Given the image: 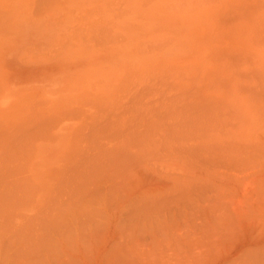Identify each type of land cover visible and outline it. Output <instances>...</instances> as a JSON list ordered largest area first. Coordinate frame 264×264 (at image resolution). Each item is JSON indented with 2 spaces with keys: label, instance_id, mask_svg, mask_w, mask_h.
I'll return each mask as SVG.
<instances>
[{
  "label": "bare ground",
  "instance_id": "1",
  "mask_svg": "<svg viewBox=\"0 0 264 264\" xmlns=\"http://www.w3.org/2000/svg\"><path fill=\"white\" fill-rule=\"evenodd\" d=\"M25 1L0 0V51L49 58L0 80V264H264V0H93L47 38L64 0Z\"/></svg>",
  "mask_w": 264,
  "mask_h": 264
},
{
  "label": "rangeland",
  "instance_id": "2",
  "mask_svg": "<svg viewBox=\"0 0 264 264\" xmlns=\"http://www.w3.org/2000/svg\"><path fill=\"white\" fill-rule=\"evenodd\" d=\"M123 1H126V0H123ZM92 2H93V0H73L72 2H70V0H64L62 3H60V5L58 4V5H55V7L54 8H58L59 10L58 11H56L57 13H56V15H54V16H48V19L49 20H51V22L52 23H54L55 25H56V27L55 26H51L50 25V27H48L47 28V30L46 31H44V34H43V36L42 37H44V38H47V35L49 34V35H52V34H56V36H73L74 35V33H75V31L77 30V29H74L73 28V26L72 25H76V26H79V25H81V23L82 22H84V20L83 19H88L89 17H90V14H88L89 13V11H87V10H89L92 6H94V5H99V4H92ZM97 3H100L98 0L96 1ZM9 3L10 2H6V4L5 5H3L2 3H0V6L1 7H6V8H9V7H13V5H14V3H12L11 2V6H8L9 5ZM18 3V2H17ZM31 3H29V4H27V6H26V4H24V5H22V4H19L20 6H25V12L26 13H23V14H19L18 13V11H16V10H14V8H12V11L14 12V13H16V15L18 16V18L19 17H22V18H24L25 20L27 19L28 20V16H32L31 18H35L37 15H36V13H35V11L36 10H34L33 12H29L26 8L27 7H34L35 8V6L34 5H30ZM17 5V4H16ZM15 5V6H16ZM135 5L137 6V5H139V3L138 2H136L135 3ZM64 7V8H63ZM128 7V6H127ZM56 8V9H57ZM115 8H118V5H116L115 6ZM86 9V10H85ZM69 11V12H68ZM85 11H87V13L85 12ZM37 12V11H36ZM37 14H38V12H37ZM117 14V13H116ZM36 15V16H35ZM24 16V17H23ZM28 17V18H27ZM31 18H29V20H31ZM58 19V20H57ZM26 20V22H28V23H30L29 22V20L27 21ZM159 21V20H158ZM156 23H159V24H157V25H161V21H159V22H156ZM71 24V25H70ZM158 27H160V26H158ZM157 27V28H158ZM75 30V31H74ZM16 31V30H15ZM46 33H48V34H46ZM80 31L79 32H77V34H78V36H80ZM122 36V35H121ZM120 35L117 37L116 36V38H115V41L117 40L118 41V39H120V40H122V38L123 37H121ZM74 37H76V38H78L77 37V35L76 36H74ZM80 38V37H79ZM119 40V41H120ZM116 41V42H117ZM84 44V43H83ZM22 46H24V45H22ZM79 46V49L80 50H74V49H72V48H70L69 50H66V52H64V53H61L59 56L57 55V57L55 56L54 57V60L56 61V62H59L60 64H62V63H64L66 66H72L73 64H84V63H86L88 60H93V58L91 57V53L89 54V55H86V51H90V49H91V45L90 44H86V45H84V46H81L80 44L78 45ZM88 46V47H87ZM27 49H28V46H27ZM55 49V48H54ZM83 49V50H82ZM26 51V50H25ZM33 51V50H32ZM59 50L57 49V50H55V52H58ZM60 52H62V51H60ZM59 52V53H60ZM35 54V55H34ZM47 54V52H45V50H44V52H43V50L42 49H38V50H34L33 52H30L29 50L28 51H26V55H24V61H26V62H34V61H41V62H44L46 59H48L49 58V55H46ZM54 54V53H53ZM31 56V57H30ZM102 56H104V54L102 55ZM102 56H100V57H98V54H96V55H93V57H95V58H101ZM44 58V59H43ZM164 66H166V65H164ZM77 74V73H76ZM79 74V73H78ZM0 80H2V81H5L6 80V78H5V75H1L0 76ZM135 82L138 84V80L136 81V79H127V81H124L118 88H119V91L121 90V89H123V88H126V89H132L131 88V85L133 86V88L134 87H136V88H138V86H139V84L138 85H136L135 86ZM148 85V84H147ZM125 86H128L129 88H127V87H125ZM143 87L145 88V86L143 85ZM142 87V88H143ZM141 88V89H142ZM148 88V87H147ZM140 89V88H139ZM136 91H138V89H135ZM143 90V89H142ZM119 91H117L115 94H113L111 97H109V99L111 100V101H113V103H111V102H108L107 104H108V108L110 109H112V107H113V109L115 110L116 108L114 107V104L116 103V101H117V98H118V93H119ZM134 90H132V91H130V93L131 92H133ZM135 92V91H134ZM140 93V92H139ZM139 93H137V94H139ZM24 94H27V95H31V92H28V91H25L24 92ZM43 95H45L47 98H48V96H47V94L44 92V93H42L41 92V96H43ZM74 95H75V92H73V93H71V94H68V95H66L67 96V98L69 99V98H74ZM140 95V94H139ZM38 96V95H37ZM41 96H39V97H37L36 99H33V100H31L29 97H26V99L24 100H21L18 104H16V105H18V107L16 108V109H12L13 111H12V115L14 116V117H16V116H18L17 118H19V117H25V113H26V111L27 112H29V111H31V110H33L34 109V111H35V114H36V112H37V114L38 113H42L43 111H46V106H45V103H51L50 101H49V99L47 100V98L45 99V98H41ZM65 96V95H64ZM65 96V97H66ZM142 96V95H141ZM67 99V100H68ZM41 100H42V102H41ZM44 100H46V102H44ZM75 100H76V98H74V102H75ZM37 101H39V104H37V105H33L34 106V108H32L31 110H29L28 108L29 107H27L29 104H34L35 102H37ZM103 102V101H102ZM24 103V104H23ZM38 103V102H37ZM70 104H71V101L69 102ZM36 104V103H35ZM104 104H106V102L104 103ZM65 105V104H64ZM72 105V104H71ZM50 106H52V107H57L56 106V103H51V105ZM66 106H69V105H67L66 104ZM107 106V105H106ZM117 106V108H118V104L116 105ZM26 107H27V109H26ZM75 109V108H74ZM57 110V109H56ZM66 109H62V110H60L59 112H60V114L62 113L63 114V112L65 111ZM76 110V109H75ZM11 112V111H10ZM58 112V113H59ZM20 115V116H19ZM3 115H1V113H0V120H4V119H2V118H5V117H2ZM29 115H27V117H28ZM10 118V117H9ZM74 120L76 119V118H73ZM253 205L256 207V206H259L260 207V210L262 211L263 210V212H264V201H262V200H260L259 198L253 203Z\"/></svg>",
  "mask_w": 264,
  "mask_h": 264
},
{
  "label": "crops",
  "instance_id": "3",
  "mask_svg": "<svg viewBox=\"0 0 264 264\" xmlns=\"http://www.w3.org/2000/svg\"><path fill=\"white\" fill-rule=\"evenodd\" d=\"M27 2H28V4L29 3H31V1L32 0H26ZM25 1V2H26ZM30 5H32V4H30ZM37 7V6H36ZM34 8V7H32L33 8V10L35 9H37V10H39L38 8ZM29 8V7H28ZM42 8V7H41ZM42 10V9H41ZM27 20V19H26ZM29 22L31 23V20H29ZM13 43H14V45H17L18 46V50H19V52L17 53V56H18V60H14L16 57H14V59H12L10 56H9V54H8V56H6V58H5V55L3 56L2 55V53H1V51H0V64L2 65V66H4V68H6V71H7V73H5V78H6V80L5 81H7V83L9 82V84L10 85H13V82H14V77H15V74L16 73H18V72H22V75H27V74H30L31 75V73L32 72H30L28 69H23V67L22 66H24V65H27V64H31L32 62H26V61H24V55H26V53L24 52L26 49H27V45H28V42L27 41H16L15 42V40L13 41ZM18 43H20L21 45H19ZM22 45H24V46H22ZM5 46H7V45H5ZM8 47V46H7ZM25 47H26V49H25ZM10 49V48H9ZM11 49H13V48H11ZM5 61H7L6 62V66H5ZM11 63V64H10ZM22 87H26V85L25 84H22L21 85ZM25 92V91H24Z\"/></svg>",
  "mask_w": 264,
  "mask_h": 264
}]
</instances>
